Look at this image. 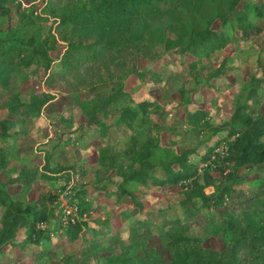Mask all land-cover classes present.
<instances>
[{"label":"trees","instance_id":"trees-1","mask_svg":"<svg viewBox=\"0 0 264 264\" xmlns=\"http://www.w3.org/2000/svg\"><path fill=\"white\" fill-rule=\"evenodd\" d=\"M164 1L63 0L56 34L5 36L0 29V80L9 83L18 65L48 72L57 60L63 70L46 80L67 82L86 118L78 121L72 106L45 112L49 92L28 101L20 92L0 96V264L17 247L53 250L59 264H80L89 254L93 264H264V168L259 183L247 180L264 164V0H174L173 20L155 26L150 16ZM10 17L0 0V23ZM58 38L65 50L53 56ZM158 43L162 53L154 51ZM244 68L237 91L229 78ZM147 87L159 88L165 103ZM174 93L184 117H171ZM48 123L53 135L42 131ZM222 143L227 149L216 150ZM72 170L81 176L71 194L80 218L49 229L41 223ZM37 181L48 188L32 201ZM173 186L180 189H164ZM124 197L131 203L121 204ZM134 211L162 217L167 258L132 226ZM189 211L205 214L202 231L220 236L222 249L205 245L188 222L167 227V216ZM129 222L128 234L109 246Z\"/></svg>","mask_w":264,"mask_h":264},{"label":"rangeland","instance_id":"rangeland-1","mask_svg":"<svg viewBox=\"0 0 264 264\" xmlns=\"http://www.w3.org/2000/svg\"><path fill=\"white\" fill-rule=\"evenodd\" d=\"M11 8V17L6 19L4 22L0 23V29L4 32L5 36H12L11 33L17 31L21 34L27 35H36L40 37H45L47 35H51L52 33H57L56 22L58 21L57 15L63 8V0H5ZM181 2V1H180ZM20 6V7H19ZM162 12L156 13L151 17V20L155 26L158 24H163V26H167L169 22L173 20L175 12L171 11L176 7V1L168 0L164 1L161 4ZM205 8H208L205 15H208L209 12L212 11L211 5H206ZM260 23L264 24V20H260ZM219 21H215L213 26H218ZM15 29V30H14ZM167 35L174 36V32L171 29H166ZM3 34V33H2ZM165 49L163 43H158L154 46L155 52L162 53ZM65 50V42L58 38L57 48L50 49L53 56H61ZM186 56L189 58L191 54L187 53ZM148 64V60L146 58L140 59L141 67H144ZM36 65H32L30 68H25L22 65H18L11 74L9 83L5 84L2 80H0V96H5L9 92H20L22 98L26 101L30 99V96L33 94L43 95L45 92H49L50 94H54L53 98L49 100V102L44 106L45 112H54V111H63L66 106H72V110L78 121L86 120L85 116L82 114L81 108L79 105L75 103V100L72 97V92L69 88L67 82L63 81L62 78L57 77L54 81H47L46 78L49 76L50 72H61L63 69L55 60L50 71L46 72L44 67L39 68L38 74L34 72L36 69ZM248 73L247 69H243L238 72V74L233 77L230 75V80L236 82V90L238 91V87L241 83L240 79L245 80L246 75ZM82 75L79 76V78ZM3 78V77H2ZM83 78V77H82ZM167 74L164 77V81L162 84L168 85L169 79H167ZM81 79V78H80ZM79 79V80H80ZM78 80V81H79ZM83 82V81H82ZM79 86V85H78ZM264 89V83L261 84ZM148 92L156 97L158 102L165 103L164 99H162L161 91L159 88L153 87L148 88ZM203 89L200 88L199 94L203 93ZM243 98L247 95V90H243ZM177 103L174 104V112L171 113V117H184L185 109L183 105L178 103L179 95L174 93ZM197 103L199 105H204V100L199 97ZM261 111L264 112V93L261 94ZM31 126V125H30ZM42 131L46 132L49 135H53L55 133V128L52 127L50 123L42 128ZM167 140V134H164V141ZM18 143L17 145H19ZM222 145H226V143H222ZM43 162L42 159H40ZM203 166V165H201ZM259 168H264V164L257 165L254 169L249 171L247 175V180L253 183H259L261 181V176L258 172ZM201 171V169H200ZM81 182V176L78 170H72L69 172V187L60 193L58 199L51 204L53 208V214L49 221L46 224H43L49 229H54L58 227L61 223L67 222L68 218L72 216V213L68 211L69 201L71 202L72 198L69 192V189L73 187H79ZM21 188L20 184H10L9 189L11 191H15ZM48 186L41 182H36L30 192V198L32 201H35L40 192L46 191ZM166 190H178L180 186L176 187H165ZM208 191H212L213 187L210 186L207 188ZM165 198V197H164ZM164 198H158L152 202V209L158 210V208L163 203ZM68 200V201H67ZM130 202L129 197H124L121 200V204L128 205ZM125 207H123L124 209ZM134 210H137L134 207ZM223 208L219 209V212H222ZM103 214L106 211L102 212ZM135 216L133 217L132 226L137 228L139 233L145 235L147 237V241L149 244H154L159 249V252L167 258L169 256V249L166 246L167 238L160 234L163 229H158L157 226H160L162 223V217L154 219L151 216V213H144L139 211H134ZM201 211L199 212H188L186 215H180L176 217H166L167 227L172 224L178 223L180 220L182 222H188L191 228V232L196 233L203 238H205L204 244L207 246L216 247L222 249L224 247V241L220 236H206V234L202 231L201 221L205 220V214L201 215ZM184 217L183 219L179 218ZM130 223V222H129ZM126 223L123 226V230L120 235L110 236L111 243L109 246H116L119 244L118 237L125 236L128 234V230L131 226V223ZM0 227H1V209H0ZM166 228V226H164ZM112 249L111 247H108ZM105 253H110V251H106ZM104 253H102L103 255ZM51 257L52 259H48ZM93 254L86 255L80 264H93L92 260ZM47 262L51 264H59L58 258L55 257V252L53 250H49L47 253L36 251L33 247H27L22 249L21 247H17L12 254L5 255V261L2 264H47Z\"/></svg>","mask_w":264,"mask_h":264},{"label":"built area","instance_id":"built-area-1","mask_svg":"<svg viewBox=\"0 0 264 264\" xmlns=\"http://www.w3.org/2000/svg\"><path fill=\"white\" fill-rule=\"evenodd\" d=\"M225 149H227V144L226 145H222L221 144L216 150L224 151ZM69 192H70V195H71L72 194V189H69ZM69 203H70L69 204L70 208H68V211L70 213H72V216H70L67 221L75 222L77 219L80 218L79 207H78L77 203L73 202L72 200H71V202L69 201ZM43 224H45V223H41V225H43Z\"/></svg>","mask_w":264,"mask_h":264}]
</instances>
